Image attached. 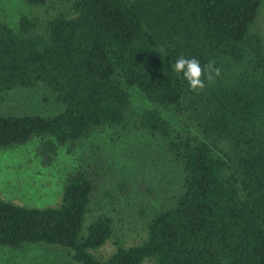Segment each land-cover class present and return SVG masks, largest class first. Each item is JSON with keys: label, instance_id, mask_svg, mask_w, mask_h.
Returning a JSON list of instances; mask_svg holds the SVG:
<instances>
[{"label": "trees", "instance_id": "1", "mask_svg": "<svg viewBox=\"0 0 264 264\" xmlns=\"http://www.w3.org/2000/svg\"><path fill=\"white\" fill-rule=\"evenodd\" d=\"M22 1L37 15L16 30L0 18V101L39 89L58 111L0 113V151L36 139L49 163L60 147L131 125L162 145L182 181L141 243L117 240L101 258L113 221L98 213L83 231L99 174L75 170L55 207L0 199V247H60L70 264H264V0ZM181 56L214 61L220 75L192 91L172 68ZM131 88L150 106L135 111Z\"/></svg>", "mask_w": 264, "mask_h": 264}, {"label": "rangeland", "instance_id": "2", "mask_svg": "<svg viewBox=\"0 0 264 264\" xmlns=\"http://www.w3.org/2000/svg\"><path fill=\"white\" fill-rule=\"evenodd\" d=\"M37 15L22 0H0V18L14 30L21 16ZM264 37V7L255 26ZM135 111L150 106L134 88L128 90ZM46 97V100L43 99ZM58 107L39 89H15L0 101V113H35L49 116ZM39 140L0 151V199L23 206L55 207L60 203L66 177L75 170L90 168L99 174L93 193L92 213L86 214L83 231L104 213L113 221L114 235L95 252L105 258L115 242L126 247L146 237L152 212L178 194L182 173L162 145L131 125L102 128L75 145L60 147L49 163L37 153ZM0 264H70L60 247L25 245L21 249L0 247Z\"/></svg>", "mask_w": 264, "mask_h": 264}, {"label": "clouds", "instance_id": "3", "mask_svg": "<svg viewBox=\"0 0 264 264\" xmlns=\"http://www.w3.org/2000/svg\"><path fill=\"white\" fill-rule=\"evenodd\" d=\"M173 70L182 74L187 81L190 90L204 89L205 77L208 83L214 82V78L220 75V68L215 66L214 61H209L207 64L201 66L200 61L195 58H187L181 56L177 58L172 64Z\"/></svg>", "mask_w": 264, "mask_h": 264}]
</instances>
